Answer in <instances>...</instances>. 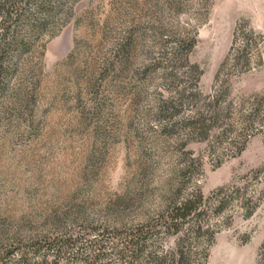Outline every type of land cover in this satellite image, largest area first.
I'll return each instance as SVG.
<instances>
[{
  "label": "rangeland",
  "instance_id": "374dc122",
  "mask_svg": "<svg viewBox=\"0 0 264 264\" xmlns=\"http://www.w3.org/2000/svg\"><path fill=\"white\" fill-rule=\"evenodd\" d=\"M66 6L0 95V257L154 264L125 238L199 189L191 263L264 261V0Z\"/></svg>",
  "mask_w": 264,
  "mask_h": 264
},
{
  "label": "trees",
  "instance_id": "16d2710c",
  "mask_svg": "<svg viewBox=\"0 0 264 264\" xmlns=\"http://www.w3.org/2000/svg\"><path fill=\"white\" fill-rule=\"evenodd\" d=\"M66 3L67 0H0V95L7 88L10 76L18 68L21 55L30 48L35 36L60 19L67 9L69 10ZM11 24L14 26L12 27ZM23 26L26 28L24 32L20 30ZM124 48L126 51L128 45ZM204 199L200 190L196 189L171 201L164 211L155 220L153 219L155 222L153 220L147 222L139 226L135 232L127 235L125 246L120 251L121 256L128 251L137 258L146 251V239L151 235L155 225L159 223L167 231L172 230L177 234L176 245L169 254L158 256L148 251L149 260L156 261L154 264H164L166 258L169 257L171 264H192L189 252L184 249L187 238L182 233L180 234V230L190 221L197 223L204 212ZM201 229V225H196L194 232L199 233ZM10 253V258L0 257V264H38L35 261H29L25 255L15 257L13 251ZM89 258L86 257L83 262L93 264L94 260ZM256 264H264V261H258Z\"/></svg>",
  "mask_w": 264,
  "mask_h": 264
}]
</instances>
